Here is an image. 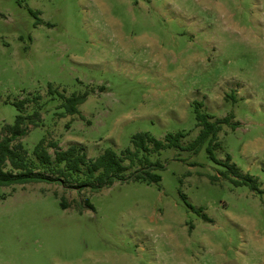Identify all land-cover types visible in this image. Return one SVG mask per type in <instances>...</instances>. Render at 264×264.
I'll use <instances>...</instances> for the list:
<instances>
[{
    "label": "rangeland",
    "instance_id": "rangeland-1",
    "mask_svg": "<svg viewBox=\"0 0 264 264\" xmlns=\"http://www.w3.org/2000/svg\"><path fill=\"white\" fill-rule=\"evenodd\" d=\"M197 104L233 117L215 154L239 177L206 141L152 154L157 184L0 187V264H264V0H0V132L28 117L29 160L42 141L89 159L138 133L187 146Z\"/></svg>",
    "mask_w": 264,
    "mask_h": 264
},
{
    "label": "trees",
    "instance_id": "trees-1",
    "mask_svg": "<svg viewBox=\"0 0 264 264\" xmlns=\"http://www.w3.org/2000/svg\"><path fill=\"white\" fill-rule=\"evenodd\" d=\"M86 99L87 94L65 98L63 105L65 116L81 115L79 106L84 104ZM23 105L24 103H21V106ZM201 107V104L195 106L199 134L187 146L181 143L187 136L186 133L169 134L165 138V143L148 133H138L132 137V149H126L120 153L107 149L97 158L89 159L82 146L71 145L66 150H61L54 143L49 146L42 141L33 151L37 163L27 158V152L21 144L14 145L15 142L27 136L25 124L29 118L19 115L13 126H6L0 132L2 133L0 134V187L62 183L63 177L68 179L74 175L77 176L73 178L77 182L75 189L79 191L88 189L90 193H98L116 183L141 181L157 184L160 183L161 176L156 171L163 169L164 166L158 161L153 162L150 159L152 154L159 153L164 147L185 148L197 153L206 141H209L207 149L209 158L215 163L226 166L231 175L239 177L238 169L230 164V157L225 162H221L215 154L220 146L218 136L224 125L231 126L233 117L213 121L212 117L201 112ZM236 126L232 124L234 129ZM48 148L55 149L54 157L49 154ZM134 168L136 169L129 173ZM223 177L230 178L227 173ZM233 182L237 185L249 184L253 189L257 186L256 181L250 176L244 177L242 181L233 180ZM63 207L66 209L64 205ZM196 211L199 214L202 212L200 209ZM202 218L208 221L206 216L202 215Z\"/></svg>",
    "mask_w": 264,
    "mask_h": 264
}]
</instances>
